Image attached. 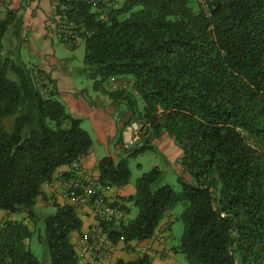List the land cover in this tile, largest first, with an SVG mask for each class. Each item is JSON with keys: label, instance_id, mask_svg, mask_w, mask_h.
I'll use <instances>...</instances> for the list:
<instances>
[{"label": "trees", "instance_id": "16d2710c", "mask_svg": "<svg viewBox=\"0 0 264 264\" xmlns=\"http://www.w3.org/2000/svg\"><path fill=\"white\" fill-rule=\"evenodd\" d=\"M204 1L207 9L201 0H58L54 20L82 36L94 89L123 102L125 124H145V143L129 155L164 133L182 150L183 192L162 184L158 166L144 172L124 198L135 217L106 227L113 241L150 239L185 201L174 247L184 264H264V0ZM14 23L12 10L0 15V210L27 216L1 225L0 264H43L27 243L35 230L26 219L43 222L39 239L52 264H81L71 241L83 224L78 210L55 201L40 215L36 203L43 185L89 154L93 140L53 78L5 48ZM114 78L132 80V88L109 90ZM127 157H103L98 178L129 184ZM114 203L125 216L131 210ZM112 264L154 263L142 254Z\"/></svg>", "mask_w": 264, "mask_h": 264}, {"label": "crops", "instance_id": "0c3cea01", "mask_svg": "<svg viewBox=\"0 0 264 264\" xmlns=\"http://www.w3.org/2000/svg\"><path fill=\"white\" fill-rule=\"evenodd\" d=\"M58 3V0H0V15L1 17H4L7 14V10H12L14 12L15 23L12 26L16 28V34L19 33V28L23 30L22 34L24 35V41L27 44L26 46L37 61L34 66L45 71L56 82V87L59 91V98L65 103L69 113L80 118L82 123L84 119L90 121L98 143L103 146L105 150L110 152V155L107 154L105 156H112L115 160L124 158L125 154L120 150V135L123 127L128 125L131 129L133 127L131 130L132 133L134 129H137L138 123L125 124L128 113L124 114L123 102L114 101L113 98L106 95L102 90L95 91L97 92L95 99H89L82 91L77 89L74 82H72L66 73H63V70L65 69L63 63H61L63 60L57 59L51 53V45L53 43L52 38L56 32L54 17ZM14 33L15 32H13V34ZM60 39L62 40V38ZM80 42L82 41L73 44L69 42L65 43L75 47V45ZM18 46L19 47L14 50H20L21 53L23 43H20ZM131 133L129 134L130 137ZM162 138L167 139L169 144L174 143V145H176L177 150H175L174 155L178 157V167L182 170L179 162L182 156L181 148L176 144L174 137L170 134L164 133ZM153 142L154 141H152L151 144H153ZM111 143H114L116 152L110 151ZM125 151L129 153L130 149ZM102 158H98L95 148L92 146L90 153L81 158L80 166L83 171L89 175L99 177L100 172L98 169V163ZM71 168L72 166L70 165L61 166L54 176L53 183L60 184L63 179L69 177ZM42 191L43 194L38 197L36 203V210L40 215L53 212L55 201L60 204H71L64 201L55 192L53 186L48 183L43 185ZM135 192V181H131L123 187H111L106 194L112 201L130 207L131 210L125 217L133 218L130 215L135 207L125 201L124 198L133 195ZM24 214L23 218L27 216L26 213ZM78 214L83 224L80 231H73L71 233V241L74 246L78 242L82 233L88 232L95 224V219L89 210H78ZM7 220H18V217L16 214H9L5 210H0V227ZM26 221L29 222V226L31 227L33 221L29 219H26ZM171 222L172 219L167 215L155 230L154 235L160 232L167 234V238L164 242L155 240L154 236L144 241H132L128 244L119 241L115 243V250L97 264H112L119 258H123L127 261L134 260L138 256L145 254L142 250V245L147 241H150L153 245L152 250L147 254L150 256L154 264H183L175 257L177 254L174 251L175 245L169 243L168 236L170 228L172 227ZM29 240H27V243L30 245ZM80 263L86 264L90 262L85 259H80Z\"/></svg>", "mask_w": 264, "mask_h": 264}, {"label": "rangeland", "instance_id": "374dc122", "mask_svg": "<svg viewBox=\"0 0 264 264\" xmlns=\"http://www.w3.org/2000/svg\"><path fill=\"white\" fill-rule=\"evenodd\" d=\"M119 1L121 2V0H118V2ZM19 30V33L16 34V28L10 26L7 33L8 36L6 35L4 38L5 48L8 50H14L19 47L18 45L20 43H23V49L21 51L20 59L26 62L28 66L32 67L37 61L26 46L27 44L25 43V38L22 34L23 30L20 28ZM13 32L15 33L13 34ZM60 38V34L55 32L52 38L53 43L51 45L52 55H54L59 60H63V62H61L63 63L65 68L63 70V73H66V75L72 80V82H74L77 89L82 91L87 98L92 100L95 99L97 96V92H95L96 90L94 89L93 79L89 76V73L86 69L84 43L80 42L76 44L75 47H72L70 44L65 43V41H62ZM10 76L14 77L13 73H10ZM124 80L132 82V80L126 78H114L109 82H106L105 85L109 90L115 91L113 84ZM105 94L108 95L107 93ZM59 99L61 100V98ZM67 111L69 110L67 109ZM133 123H135V121ZM137 123V128L144 132L146 130L145 124L141 122ZM81 126L85 128L92 136L93 147L95 148L98 158H102L110 153L98 143L95 132L89 120L84 119L83 123H81ZM132 129L129 125L126 127L124 126L120 135V150L124 152L125 157L128 156L127 158L131 170V181H135L144 172L151 170L154 166H158L163 172L162 184H169L175 189L176 192L182 193L183 185L179 180L181 170L178 167V157L174 155L175 150H177L176 145H174V143L169 144V141L167 139L162 138L163 134H161V136L159 137L154 136L152 138V141L154 142L149 149H146L143 152H139L136 155H129L133 148L142 146L145 143L146 139L145 135L143 134L144 136L142 135V137H139L135 141V144H130L128 139L130 137L129 134L131 133ZM110 148L111 152H116V147L114 143L110 144ZM127 149H130L129 153L125 151ZM185 207V201H180L166 214V216L168 215L172 219V227L170 228L168 236L169 243L171 245L177 246L180 243L181 236L183 235L185 224L181 215ZM136 213L137 210L136 208H134L130 216L134 217ZM16 215L18 219H22L25 214L19 213ZM31 228L35 230V233L29 240L31 250L43 264H52L47 247L39 239V229L44 228L43 222L39 219H35L32 222ZM166 238L167 234L165 233V240ZM175 257L183 264L185 263V257L182 253H177Z\"/></svg>", "mask_w": 264, "mask_h": 264}, {"label": "built area", "instance_id": "2783aa9c", "mask_svg": "<svg viewBox=\"0 0 264 264\" xmlns=\"http://www.w3.org/2000/svg\"><path fill=\"white\" fill-rule=\"evenodd\" d=\"M93 1V0H91ZM205 9H207L204 0H201ZM57 17L55 30L64 37L69 43H77L82 40V36L75 30V26L68 24L65 20ZM85 31L84 28L81 29ZM90 34V32H86ZM115 90L130 89L132 82L124 80L113 84ZM141 130L134 129L129 138L130 144L142 137ZM81 160V159H80ZM80 160L73 163L69 177L63 179L60 184L49 182L55 189V192L64 200L73 205L77 210H89L95 219V224L88 232L82 233L75 245V250L80 259H85L90 263L97 264L108 254L115 250V242L108 234L106 227L113 229L119 226L125 219L123 209L114 203L106 194L111 188L105 185L98 177L91 176L84 172L80 166ZM154 239L160 242L165 241V234L160 232L154 235ZM152 243L145 242L142 250L145 254L152 250Z\"/></svg>", "mask_w": 264, "mask_h": 264}]
</instances>
